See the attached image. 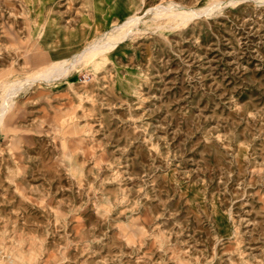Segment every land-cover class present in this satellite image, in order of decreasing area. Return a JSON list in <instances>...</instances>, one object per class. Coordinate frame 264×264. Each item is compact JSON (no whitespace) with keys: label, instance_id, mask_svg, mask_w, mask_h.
Segmentation results:
<instances>
[{"label":"rangeland","instance_id":"374dc122","mask_svg":"<svg viewBox=\"0 0 264 264\" xmlns=\"http://www.w3.org/2000/svg\"><path fill=\"white\" fill-rule=\"evenodd\" d=\"M137 2L0 0V264H264V0Z\"/></svg>","mask_w":264,"mask_h":264},{"label":"bare ground","instance_id":"6f19581e","mask_svg":"<svg viewBox=\"0 0 264 264\" xmlns=\"http://www.w3.org/2000/svg\"><path fill=\"white\" fill-rule=\"evenodd\" d=\"M232 1H234V0H231V2ZM127 2H128V5L130 6L129 9L132 12L130 15L131 19H128L126 23H124L120 27H118V29L116 31L105 32L103 35H101V37L99 39L94 40L92 42L90 41L89 43L87 42V45L84 47V49L77 52L76 54H74L71 58H66V59L59 61V62L53 61L48 67H46L45 69H43L41 71H38L35 75H33L30 79H28V82H34L38 79L51 80L56 74L66 75L72 70V68H74L76 65H78L79 62L85 56L94 55L97 53H101L107 49H110L114 45H116L119 40H122V39L128 37L129 35H131V33L133 32L132 31L133 28L137 27V23L144 18V15H140L137 12L138 11L137 0H127ZM217 2H219V1H217ZM212 4H214V2ZM207 6H209V5H207ZM211 9H213V7H208V8H204V9L199 10V8L196 9V8L184 7L180 3L179 4L178 3L177 4L161 3L156 7L148 9L146 14H148L149 12L154 13L155 15L172 13V17H181L183 20H186V19L192 18L194 16H199L202 13L207 14L208 11ZM215 9H217V8H215ZM209 13H210V11H209ZM115 27H117V26H115ZM24 85H26V84H24V82L19 81V80L14 81L12 83H8V85L6 87L4 85L5 93L3 92L4 97H3L2 103L0 105V119H2L3 114L12 105V103L14 102V98H15L16 94L18 93V91H20L21 88H23Z\"/></svg>","mask_w":264,"mask_h":264},{"label":"crops","instance_id":"0c3cea01","mask_svg":"<svg viewBox=\"0 0 264 264\" xmlns=\"http://www.w3.org/2000/svg\"><path fill=\"white\" fill-rule=\"evenodd\" d=\"M111 2H113V4H116V8H114V10H109L107 8L108 13L105 12L102 14V18H108L109 20H115V18H119L122 14L126 13L128 11V2L127 0H111ZM103 18V19H104Z\"/></svg>","mask_w":264,"mask_h":264}]
</instances>
